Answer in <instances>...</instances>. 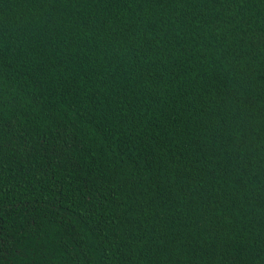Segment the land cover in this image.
Masks as SVG:
<instances>
[{
	"label": "trees",
	"instance_id": "obj_1",
	"mask_svg": "<svg viewBox=\"0 0 264 264\" xmlns=\"http://www.w3.org/2000/svg\"><path fill=\"white\" fill-rule=\"evenodd\" d=\"M0 264H264V0H0Z\"/></svg>",
	"mask_w": 264,
	"mask_h": 264
}]
</instances>
